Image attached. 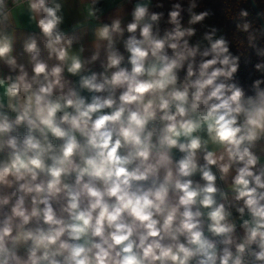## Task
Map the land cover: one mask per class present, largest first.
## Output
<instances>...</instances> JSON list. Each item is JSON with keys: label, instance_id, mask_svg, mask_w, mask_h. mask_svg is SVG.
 I'll return each mask as SVG.
<instances>
[{"label": "clouds", "instance_id": "obj_1", "mask_svg": "<svg viewBox=\"0 0 264 264\" xmlns=\"http://www.w3.org/2000/svg\"><path fill=\"white\" fill-rule=\"evenodd\" d=\"M151 5L86 57L63 0H0V264H264V26L239 12L246 85L220 29L193 42L210 10Z\"/></svg>", "mask_w": 264, "mask_h": 264}, {"label": "trees", "instance_id": "obj_2", "mask_svg": "<svg viewBox=\"0 0 264 264\" xmlns=\"http://www.w3.org/2000/svg\"><path fill=\"white\" fill-rule=\"evenodd\" d=\"M175 2H181L185 8L187 7V0H152L154 11L164 13L161 21L162 27L167 26V14L171 9V4ZM157 3H162L163 7H155ZM241 9L249 11L248 20L253 22L254 27L264 26V20L257 17L258 12L264 11V0H198L196 11L210 10L212 15L204 21V25L207 27L195 26L197 34L193 38V42L202 40L203 33L210 27L215 26L220 29L218 35H226L231 42L230 50L233 54L241 55V68L238 73V79L247 85L251 83V79L257 78L260 74L253 70V65L258 61V58L248 48L246 34L238 31L235 27V23L240 22L239 12ZM182 15L184 17L183 22L187 25L188 16L186 13H182ZM261 42L264 43V40ZM249 56L252 63L245 66L244 59Z\"/></svg>", "mask_w": 264, "mask_h": 264}, {"label": "crops", "instance_id": "obj_3", "mask_svg": "<svg viewBox=\"0 0 264 264\" xmlns=\"http://www.w3.org/2000/svg\"><path fill=\"white\" fill-rule=\"evenodd\" d=\"M136 0H99L97 7L102 9V15L100 20L86 19L87 9L91 5V0H63L64 11L66 16L65 24L62 26L69 35H79L81 32L87 33L83 42L86 46V51L84 55L87 57L90 53L91 48V34L95 27H98L101 22L108 23L111 18L119 16L123 19L126 24L131 20L130 12ZM27 8V4L23 3L20 7H13L12 14L13 20L11 22V27L16 30L18 36L26 35L28 32L32 31V28L28 24L27 14H21V9ZM151 11H154L153 4L150 7ZM98 15H100L98 13ZM79 24L80 28L77 29L75 33L72 32V25ZM74 48L77 45L74 44ZM21 51V46L19 42L16 44V52ZM121 51L123 49L121 48Z\"/></svg>", "mask_w": 264, "mask_h": 264}, {"label": "built area", "instance_id": "obj_4", "mask_svg": "<svg viewBox=\"0 0 264 264\" xmlns=\"http://www.w3.org/2000/svg\"><path fill=\"white\" fill-rule=\"evenodd\" d=\"M10 2H11V0H10Z\"/></svg>", "mask_w": 264, "mask_h": 264}]
</instances>
